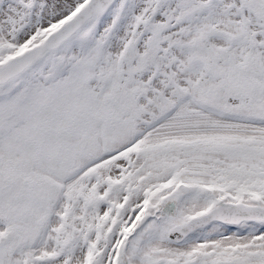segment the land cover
Masks as SVG:
<instances>
[{
    "label": "snow or ice",
    "instance_id": "obj_1",
    "mask_svg": "<svg viewBox=\"0 0 264 264\" xmlns=\"http://www.w3.org/2000/svg\"><path fill=\"white\" fill-rule=\"evenodd\" d=\"M0 264H264V0H0Z\"/></svg>",
    "mask_w": 264,
    "mask_h": 264
}]
</instances>
